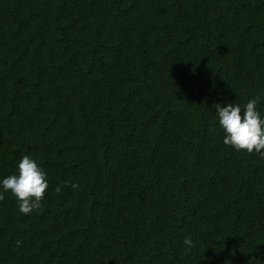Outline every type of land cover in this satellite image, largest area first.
Wrapping results in <instances>:
<instances>
[{
  "label": "trees",
  "instance_id": "1",
  "mask_svg": "<svg viewBox=\"0 0 264 264\" xmlns=\"http://www.w3.org/2000/svg\"><path fill=\"white\" fill-rule=\"evenodd\" d=\"M258 94L264 0H0V178L49 183L0 199V264H264V157L215 113Z\"/></svg>",
  "mask_w": 264,
  "mask_h": 264
},
{
  "label": "clouds",
  "instance_id": "2",
  "mask_svg": "<svg viewBox=\"0 0 264 264\" xmlns=\"http://www.w3.org/2000/svg\"><path fill=\"white\" fill-rule=\"evenodd\" d=\"M264 101V94L248 99L244 105L228 102L215 104L216 120L223 133V144L237 152L264 157V115L258 110V103ZM49 187L47 174L30 155H23L16 171L0 178V199L5 193L15 198L18 211L29 215L41 207L45 190ZM62 187L78 189L77 183L63 182L55 192L61 193ZM185 250L194 247L192 237L185 236Z\"/></svg>",
  "mask_w": 264,
  "mask_h": 264
}]
</instances>
